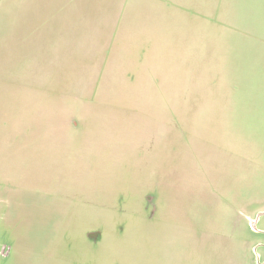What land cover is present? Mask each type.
<instances>
[{
	"label": "rangeland",
	"instance_id": "obj_1",
	"mask_svg": "<svg viewBox=\"0 0 264 264\" xmlns=\"http://www.w3.org/2000/svg\"><path fill=\"white\" fill-rule=\"evenodd\" d=\"M263 206L264 0H0V264H264Z\"/></svg>",
	"mask_w": 264,
	"mask_h": 264
},
{
	"label": "crops",
	"instance_id": "obj_2",
	"mask_svg": "<svg viewBox=\"0 0 264 264\" xmlns=\"http://www.w3.org/2000/svg\"><path fill=\"white\" fill-rule=\"evenodd\" d=\"M264 207V206H263ZM264 211V209H263ZM242 215V214H241ZM255 214L250 213H246L244 214V218H246V220L248 221L249 219L253 218Z\"/></svg>",
	"mask_w": 264,
	"mask_h": 264
},
{
	"label": "flooded vegetation",
	"instance_id": "obj_3",
	"mask_svg": "<svg viewBox=\"0 0 264 264\" xmlns=\"http://www.w3.org/2000/svg\"><path fill=\"white\" fill-rule=\"evenodd\" d=\"M256 219H258V217H256V216L254 215V217L251 218V219H249V220L247 221V223L251 224V226L254 228V221H255Z\"/></svg>",
	"mask_w": 264,
	"mask_h": 264
}]
</instances>
